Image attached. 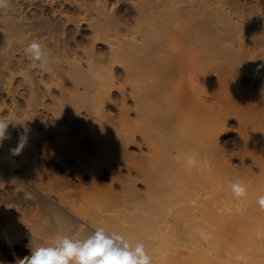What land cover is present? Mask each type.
Instances as JSON below:
<instances>
[{
    "label": "bare ground",
    "instance_id": "obj_1",
    "mask_svg": "<svg viewBox=\"0 0 264 264\" xmlns=\"http://www.w3.org/2000/svg\"><path fill=\"white\" fill-rule=\"evenodd\" d=\"M261 66L264 0H9L0 264L98 228L152 264H264Z\"/></svg>",
    "mask_w": 264,
    "mask_h": 264
},
{
    "label": "clouds",
    "instance_id": "obj_2",
    "mask_svg": "<svg viewBox=\"0 0 264 264\" xmlns=\"http://www.w3.org/2000/svg\"><path fill=\"white\" fill-rule=\"evenodd\" d=\"M8 2L9 0H0V9L5 8ZM25 54L33 68L50 62L49 54L36 40L25 48ZM8 124L0 120V142L8 138L6 136ZM27 142V135L22 134L17 147L12 150L13 153L19 154ZM229 186L236 197L246 196V189L241 182H230ZM26 198L31 199L30 194H26ZM258 203L264 208V196L259 197ZM18 264H152V258L146 253L142 243H137L132 248L122 237L116 234L109 235L102 228H98L85 240L61 236L55 241L54 246L32 248L30 255L20 259Z\"/></svg>",
    "mask_w": 264,
    "mask_h": 264
},
{
    "label": "rangeland",
    "instance_id": "obj_3",
    "mask_svg": "<svg viewBox=\"0 0 264 264\" xmlns=\"http://www.w3.org/2000/svg\"><path fill=\"white\" fill-rule=\"evenodd\" d=\"M25 1V0H24ZM22 5H25V2H23V4ZM33 6V5H32ZM30 7L31 6H27L26 8L27 9H30ZM230 130H232V131H234V128L232 127ZM232 137H233V135H231V134H229L228 136H226V137H224L223 138V140H224V142L227 144L226 145V148H229L228 146H229V144H228V141L230 140L231 142H232ZM230 142V143H231ZM232 147H230V149H231ZM233 150H232V152H234V150H235V152H237L238 150L237 149H235V148H232ZM237 150V151H236ZM230 152H231V150H230Z\"/></svg>",
    "mask_w": 264,
    "mask_h": 264
}]
</instances>
